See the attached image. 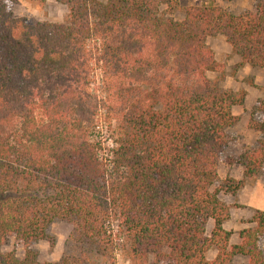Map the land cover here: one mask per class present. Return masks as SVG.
<instances>
[{"label": "trees", "instance_id": "1", "mask_svg": "<svg viewBox=\"0 0 264 264\" xmlns=\"http://www.w3.org/2000/svg\"><path fill=\"white\" fill-rule=\"evenodd\" d=\"M56 1L68 10L61 21L30 24L0 0V264H109L113 214L128 264H264V211L231 244L232 205L219 194L245 183H217L221 162L245 178L264 172V98L262 121L248 123L258 146L223 158L246 92L220 86L206 43L222 36L240 66L264 69V0L240 14L190 6L181 20L168 15L178 0ZM99 119L110 159L93 135ZM54 220L73 224L92 255L39 262L33 245L53 247ZM10 238L22 258L1 250Z\"/></svg>", "mask_w": 264, "mask_h": 264}, {"label": "rangeland", "instance_id": "2", "mask_svg": "<svg viewBox=\"0 0 264 264\" xmlns=\"http://www.w3.org/2000/svg\"><path fill=\"white\" fill-rule=\"evenodd\" d=\"M8 9L15 17H23L30 23L38 21L59 22L67 14V7L58 3L56 0H4ZM257 0H178L174 9L168 14L176 20H181L185 15L186 8L190 6H213L218 5L229 10L234 14H240L254 10ZM163 9V7H162ZM207 45L213 50L216 60L223 65V78L215 72H209L211 79L219 78L220 86L225 90L235 92L245 91L246 96L242 105L232 107V113L236 117L235 124L228 128V144L224 150L223 158L235 159L243 150H252L258 146V140L261 138L259 132L254 131L248 124L250 120L261 122L263 113L259 110V103L264 98V69L253 67L248 64L240 66V57L234 54L231 47L225 41L224 37H209L206 40ZM94 131V128L92 129ZM93 135H97L93 132ZM232 174L235 178L229 176ZM227 176L235 180H244V186L233 196L230 193L221 192L220 200L232 205L230 212L232 218L226 223L227 227H249L245 218L247 214L254 212L247 206L239 204L238 195L243 191L247 197L257 189V192L263 199L264 203V172L261 170L254 178H245L243 168L235 162L228 164L221 162L218 168V184ZM217 184V185H218ZM247 203V202H246ZM251 211V212H250ZM111 229L116 236L114 237L112 247L109 251V264H128L126 258V248L124 235L119 230V218L116 215L111 217ZM212 221H209L206 227L207 234L210 233ZM245 229V228H243ZM47 235L53 241V247H50L49 241L41 240L33 245L37 251L39 262H56L66 253L71 257L78 258L82 254L90 253L93 246L89 240L75 230L73 224L65 220H54L47 228ZM122 237V238H121ZM259 248L264 252V238L258 243ZM1 250L4 252H13L17 258L24 256V250L21 246L15 245L10 238L2 245ZM91 254V253H90ZM92 255V254H91ZM214 251L208 253V258H213ZM98 256V255H97ZM84 257V256H83ZM94 259L96 256H90ZM89 258V259H90ZM98 261H103V256L97 257ZM234 263L244 264V257H234Z\"/></svg>", "mask_w": 264, "mask_h": 264}, {"label": "crops", "instance_id": "3", "mask_svg": "<svg viewBox=\"0 0 264 264\" xmlns=\"http://www.w3.org/2000/svg\"><path fill=\"white\" fill-rule=\"evenodd\" d=\"M229 176L235 178L232 174H230ZM251 195L249 196H245L243 191L238 195V198H239V204L240 205H243V206H247L248 208H250V210L252 211H255V210H261V211H264V203L261 201V199H263V197H261V195L258 194L257 192V189L250 193ZM226 203H229L227 202L226 200H224ZM247 202V203H246ZM251 212V211H250ZM232 212H230V217L229 218H232ZM251 216V214H247L245 218H249ZM226 223L227 222H224L223 224V227L226 229V230H229L232 232V235H231V238H230V243L231 244H236L238 243L240 240L238 238V232L240 230H242L243 228H248V227H242V226H235V227H227L226 226ZM253 225V224H252ZM251 225V226H252ZM249 226V227H251Z\"/></svg>", "mask_w": 264, "mask_h": 264}, {"label": "built area", "instance_id": "4", "mask_svg": "<svg viewBox=\"0 0 264 264\" xmlns=\"http://www.w3.org/2000/svg\"><path fill=\"white\" fill-rule=\"evenodd\" d=\"M94 132L97 134L94 135V138L101 141L102 156L105 159H110L111 157L110 149H112L113 147V142L112 139L110 138L107 124L102 119L97 120L94 126Z\"/></svg>", "mask_w": 264, "mask_h": 264}]
</instances>
